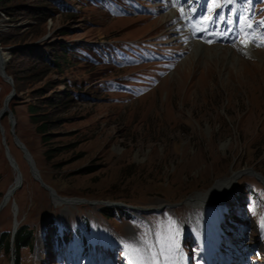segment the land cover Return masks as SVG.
<instances>
[{"label": "rangeland", "instance_id": "1", "mask_svg": "<svg viewBox=\"0 0 264 264\" xmlns=\"http://www.w3.org/2000/svg\"><path fill=\"white\" fill-rule=\"evenodd\" d=\"M65 1L66 13L46 19L25 8L36 0H15L26 5L11 15L0 9V36L16 42L0 45L18 48L4 65L18 86L14 131L31 159L7 112L1 115L12 84L0 71V201L6 194L0 228H13L17 220L35 229L22 264H150L145 246L154 264H264V0H210L190 25L204 16L232 28L236 22V40L189 37L183 51L175 47L184 40L175 35L179 26L170 25L168 13L159 18L162 0L157 13L145 9L150 0ZM256 28L261 35L252 39ZM60 40L76 42L68 64L43 73L30 45L54 50ZM155 45L173 47L176 61L167 62V70L159 71L163 57L149 50ZM4 51L0 61L7 58ZM65 81L73 99L55 109L42 105L55 117L51 137L42 140L27 104L40 87L49 88L46 94L67 90ZM50 146L60 149L47 158ZM32 162L55 193L32 173ZM56 193L83 199L67 202ZM112 201L150 207L145 217L151 227L143 217L101 215L98 206ZM50 215L67 228L89 216L96 243L84 254L81 238L57 245L50 234L46 257ZM0 264L13 263L2 254Z\"/></svg>", "mask_w": 264, "mask_h": 264}, {"label": "trees", "instance_id": "2", "mask_svg": "<svg viewBox=\"0 0 264 264\" xmlns=\"http://www.w3.org/2000/svg\"><path fill=\"white\" fill-rule=\"evenodd\" d=\"M40 3H34V4H27L25 8H29L32 13H35V16L37 17H43V19H46L47 17L52 16L55 12H64L70 9V6L65 0H36ZM49 4L50 7L47 5ZM23 6L26 4L23 3H16L15 0H0V9L7 13L8 15H11L12 10L17 8V6ZM68 14H71L68 12ZM62 34L64 32H61ZM0 42L1 44H7V43H16L12 41L9 38L1 37L0 36ZM76 42L73 40H60L59 46H56V48H53L54 50L49 49L48 47L44 46H36V45H30L31 53L35 54L36 61L39 62V64H44L42 66L43 73L48 72L51 68H56L58 70L64 69L65 63L68 64L69 62V51L73 45H75ZM9 48L11 49V54H15L17 51V46L10 45ZM30 71V70H28ZM39 75L38 77H40ZM37 77V78H38ZM70 78V77H68ZM70 82L71 79H68ZM61 83V81L57 82L56 84ZM65 85H67V90L63 91L61 89H56L55 93L53 94H46L47 90L44 87L38 88V96H36V100L30 101L27 104V111H28V118L31 122L34 123V128L36 131L40 132V138L42 140H47L51 137V127L54 125L55 117H52L49 113L50 111L46 110L45 107H43V104H46L47 106H50L52 109H55L60 103L67 100L70 101L73 99V93L74 90L68 85V82H64ZM15 90H18V86L15 84ZM53 87V86H52ZM50 87V88H52ZM76 94V92H75ZM66 96V97H65ZM75 96V95H74ZM16 98V92L15 95L8 101V104L11 108V110L14 113L13 108V102ZM38 99V100H37ZM49 107V108H50ZM6 114V112H4ZM65 145V144H64ZM60 149V146H50L47 147L44 151V155L47 158H50L54 153L58 152L57 150ZM85 169H88L86 171H92L95 168L92 166H86ZM98 210L101 215L106 217L107 219H112L117 216H136L132 213V211L125 205L122 204H100L98 206ZM139 217V216H138ZM74 217H72L73 219ZM80 218L83 220L81 224L76 223L75 221H72V227L67 228V226L62 223L60 217L50 215L47 218V225L44 229L45 237L43 239V243L46 248L45 256L51 255L50 253V246H49V237L50 234L54 237L57 245L64 244L71 238H74V236H77L81 238V252L87 253V251L90 249L92 244H95V238L94 234H90L88 231L92 228L91 225V219L89 216L84 215L80 216ZM74 220V219H73ZM146 221V220H145ZM148 226V224H147ZM35 242V229L27 222L22 221L17 224L16 229L12 231L11 228H0V255L7 254L10 258L13 259L14 264H22L23 259V252L22 250L24 248H27L28 250L32 251L34 247ZM105 254L102 252L101 257H104ZM40 264V263H39ZM42 264V263H41Z\"/></svg>", "mask_w": 264, "mask_h": 264}, {"label": "water", "instance_id": "3", "mask_svg": "<svg viewBox=\"0 0 264 264\" xmlns=\"http://www.w3.org/2000/svg\"><path fill=\"white\" fill-rule=\"evenodd\" d=\"M1 28V27H0ZM3 50H5L6 51V53H7V60H8V57L10 56V53H11V49L10 48H8V49H3L2 48V46L0 45V51H3ZM1 53V52H0ZM5 60V59H4ZM7 60H5V61H3V60H1V62H0V71H1V73L11 82V88H10V90L8 91V93L6 94V96H5V98H4V100H3V104H2V109H1V112H7V114L9 115V118H10V122H11V131H12V133L14 134V137H15V139L17 140V142L21 145V147L23 148V150H24V153H25V156L26 157H28V155H26L27 153L29 154V151H28V149H27V147L25 146V144L18 138V136L16 135V133H15V131H14V122H15V119H14V115H13V111L11 110V108L9 107V104H8V101H9V99L15 94V89H14V86H13V81H12V78L10 77V75H8L7 73H6V71L4 70V65H5V62L7 61ZM2 141H3V144H4V147H5V152H6V154H7V156H8V158L11 160V162L13 163V164H16V162H15V159L13 158V155L11 154V152L9 151V148H8V145H7V143H6V141H5V139H4V137H2ZM28 160H30L31 161V159L28 157ZM30 167H31V171H32V173L36 176V178H38L39 180H40V182L45 186V187H47L48 189H49V191H50V193L51 194H53V193H55V191L53 190V188L50 186V185H48L47 183H45L43 180H42V178H41V176H40V174H39V172H38V170H37V168L34 166V164H33V162L31 163V165H30ZM17 176H18V183H20L21 182V174H20V172H17ZM57 194V193H56ZM58 195V194H57ZM59 196V195H58ZM59 197H62V198H69V199H71V200H75V201H77V200H82L83 198H80V197H76V196H59ZM85 199V198H84ZM88 200V199H87ZM89 201V200H88ZM89 202H91V201H89ZM2 203V200H1V202H0V204ZM111 203H115V201H112ZM132 208L133 209H137V208H140L141 210H147V209H150V207H147V206H132ZM14 221H15V219H14ZM13 221V222H14ZM15 228H16V225L13 223V231L15 230Z\"/></svg>", "mask_w": 264, "mask_h": 264}, {"label": "bare ground", "instance_id": "4", "mask_svg": "<svg viewBox=\"0 0 264 264\" xmlns=\"http://www.w3.org/2000/svg\"><path fill=\"white\" fill-rule=\"evenodd\" d=\"M154 1V2H153ZM165 1H168V6H169V3H170V1L171 0H162V2L160 3V1L159 0H152V3H151V5L153 6V11H155L156 13H157V11H156V8H157V6H158V4H159V6H158V9H160L161 10V16L159 17V18H161L164 14H166V13H168V15H166L165 17L167 18L168 16L170 17V23L172 22L171 21V17H172V15L169 13V11H167V7L166 8H163L162 7V5L165 3ZM173 1V0H172ZM175 2H177L178 0H174ZM173 1V2H174ZM202 0H189V1H186L187 2V4L188 5H191L190 6V8L191 9H194V8H199L201 5H200V2H201ZM178 3V2H177ZM175 9H176V13L178 14L180 11H181V7H174L173 9H172V13H174V11H175ZM202 24L203 25H205L206 24V20H203L202 21ZM171 26H173L174 28L177 26V24L175 25V24H170ZM178 26L179 27H183V25L181 24V23H179L178 24ZM177 28H175V30H176ZM179 31H181L179 34H176L175 33V35L176 36H182V37H184V39H186V37H187V35H188V33H187V30L186 29H178ZM167 35V33L166 34H162L161 36H166ZM203 35H205V34H203ZM169 42V41H168ZM199 48V47H198ZM197 49V48H196ZM195 49V51L194 52H196L197 50ZM2 55H4V56H6L7 55V53H6V51H4V52H2ZM191 59V58H190ZM5 60H7V58L5 59ZM4 60V61H5ZM189 60V59H188ZM264 61V60H263ZM1 62V61H0ZM191 62V61H190ZM3 114V112H1V115ZM3 127V126H2ZM4 128V127H3ZM4 131H5V129H4ZM2 133V132H1ZM2 135H4V133H2ZM17 178H18V176H17ZM8 192V190L6 191V193ZM14 192V188H12L11 190H10V193H13ZM5 196H6V194H4V196H3V198H2V203L0 204V209H2V207H4V201H5ZM8 196H9V194H8ZM62 200H67V202H73L74 200H71V199H69V198H61ZM1 202V201H0ZM15 225H17L18 224V221L16 220L15 221V223H14ZM145 246V245H144ZM145 248V250H146V254H148L149 255V260H150V264H154V261H153V256H152V253L147 249V246H145L144 247Z\"/></svg>", "mask_w": 264, "mask_h": 264}, {"label": "snow or ice", "instance_id": "5", "mask_svg": "<svg viewBox=\"0 0 264 264\" xmlns=\"http://www.w3.org/2000/svg\"><path fill=\"white\" fill-rule=\"evenodd\" d=\"M261 24H264V21L260 22ZM249 27H251V25H249ZM253 39H255V37H253ZM262 44H264V41H262ZM260 46V45H258Z\"/></svg>", "mask_w": 264, "mask_h": 264}]
</instances>
